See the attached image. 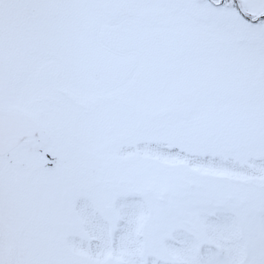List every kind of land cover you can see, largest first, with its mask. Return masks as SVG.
I'll use <instances>...</instances> for the list:
<instances>
[{"label":"snow or ice","instance_id":"obj_1","mask_svg":"<svg viewBox=\"0 0 264 264\" xmlns=\"http://www.w3.org/2000/svg\"><path fill=\"white\" fill-rule=\"evenodd\" d=\"M0 264H264V0H0Z\"/></svg>","mask_w":264,"mask_h":264}]
</instances>
